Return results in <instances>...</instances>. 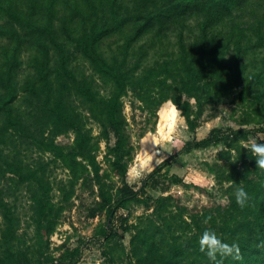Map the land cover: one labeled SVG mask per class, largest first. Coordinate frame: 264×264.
<instances>
[{
	"label": "trees",
	"instance_id": "1",
	"mask_svg": "<svg viewBox=\"0 0 264 264\" xmlns=\"http://www.w3.org/2000/svg\"><path fill=\"white\" fill-rule=\"evenodd\" d=\"M248 1L0 0V40L5 39V43L0 47V118L6 119L7 130L12 128L22 136L25 131L30 132L29 127L12 111V102L18 92L16 71L22 63L21 53L27 51L28 62L38 76L39 86L28 84L26 89L37 93L39 88L43 89L55 79L57 84L54 88L56 92L58 90V96L52 101L48 96L44 98L46 104H53L51 109L45 112L53 118L54 123L65 122L75 132V147L70 153H63L52 141L36 137L34 143L54 153L74 179L87 171V166L77 161L76 157L86 159L97 181L98 195L101 198V204L98 209L92 210L91 216L105 209L108 217L107 224L99 231L104 245L109 246V253L103 250L108 262H114V258L110 256L111 252L124 254L125 258L129 256L123 246L115 241L120 235L113 230L112 221L119 208L125 207L132 200H140V193L145 187V184H142L138 190H134L126 181V156L131 146L128 145L124 132L125 120L120 111V97L127 89L132 90L142 101L149 99L152 93L166 97L174 90V85L168 84L167 78H172V71L178 69L179 65L182 71H187L186 74H189L193 67L189 80L194 84L205 74H213L221 68L230 70L226 72L231 79L230 83L238 86L237 83L242 80L239 72L235 74L239 68L238 56L234 58L236 60L229 58L227 50L230 45L241 42L243 34L250 30L256 40L252 46L264 49V0ZM245 9H249L248 13L255 17L252 22L229 18L235 11L241 14ZM195 11L202 15L199 22L200 33L196 41L186 45L183 33L179 32L175 43L177 49L168 50L167 27L174 21L181 22L187 13ZM225 19L229 21L225 23L226 34H222L226 40L225 46L222 47L215 27L225 22ZM140 41L142 43L139 44ZM71 45L75 47L74 51L70 50ZM151 48L158 49V58L144 67L143 63ZM82 60L87 61L104 85H110L108 97L96 99L92 96L93 79L90 74L82 71ZM245 79L247 85L240 88V94L248 93L249 89L255 86H264V56L263 65L259 70ZM186 91L191 92L188 94L195 93L194 85L188 83ZM71 93L84 98L91 104V112L99 110L104 119L102 135L107 143L108 153L112 156L110 166L122 182L120 195L115 200L102 189L99 166L94 157H85L89 141L87 135L73 123L66 104ZM254 94L261 100L262 93ZM174 102L182 109V114L188 117V129L193 131L196 124L195 118L190 115L189 104L179 103L177 97ZM262 110L264 112V108ZM3 127L1 124V128ZM250 132L247 129H238L220 135L218 129H213L204 139L186 141L179 151L165 159L153 172H159L179 154L207 148L220 142L231 146L233 141L246 137ZM256 132L264 133V128ZM111 137L113 143H110ZM250 158L249 163L243 162L238 176H232L236 184L245 187L251 196L245 207H240L234 197L231 199V211L238 212L244 221H237L233 229L229 228L226 221L223 223L227 239L222 238L230 243L237 241L242 258L233 260L227 257L223 264H264V169L256 166L253 156ZM5 166L6 170L17 173L22 182L33 181L38 185L40 192H35L32 198L36 234L42 242L53 230L54 217L58 214V209L50 202L48 187H44L42 173L37 170L23 173L16 162L7 160ZM65 190L63 187L62 191ZM163 201L164 199L160 198L156 203L162 206ZM14 208L11 204L2 202L0 195V264H32L28 255L17 246L19 222ZM208 216L210 215L205 213L204 220ZM178 217L179 214L168 213L163 215L160 224L140 218L147 224L130 240V257L135 258L136 264H209L205 253L200 252L198 243L200 234L207 227L193 221L198 234L183 239L179 233L183 232L184 222L178 220ZM208 222L213 229L214 220L211 218ZM120 228L123 232L128 231L126 226L120 225ZM81 248L82 246L78 245L66 250L56 259L39 252L34 264H76L81 257ZM116 263L117 260L114 264Z\"/></svg>",
	"mask_w": 264,
	"mask_h": 264
},
{
	"label": "rangeland",
	"instance_id": "2",
	"mask_svg": "<svg viewBox=\"0 0 264 264\" xmlns=\"http://www.w3.org/2000/svg\"><path fill=\"white\" fill-rule=\"evenodd\" d=\"M248 11L249 9H245L241 14H237L240 12L235 11L237 13L234 12L229 18L242 19L246 23L252 22L255 17ZM201 19V13L195 11L187 13L181 22L174 21L169 25L167 27V49H177L175 43L179 32L183 33L186 45L196 41L200 33L199 22ZM226 20L215 27L222 47L226 42L222 37V34H226L225 23L229 21ZM252 34L250 30L246 31L241 42L231 44L227 50V55L231 60H236L234 58L238 56L237 66L239 68L235 74L239 72L242 77L239 84L237 83L238 86L230 83L231 79L226 73L230 70H221V68L213 74H205L194 84L189 80L193 67H191L190 73L186 74L187 71H182L179 65L178 69L172 71L173 79L167 78V83L173 84L174 90L166 97L152 93L150 100L143 101V105L136 104L135 100L138 97L130 89H127L120 97V111L125 120L124 132L127 136V143L131 146L130 152L126 156V163L131 160L137 150L142 149L140 137L149 126L154 125L155 109L163 99L171 96L177 97L181 104L188 103L190 115L195 118L196 127L193 131L188 128L184 129L183 143L170 144L167 147L160 146V157L153 161L155 163L153 170L146 174L142 182H129L126 177L127 184L134 190H138L142 184H145V187L140 193V200H132L125 207L119 208L112 221L113 230L120 235V237H116L115 241L121 244L125 253L129 255L125 258L124 254L121 256L117 252H111L110 256L114 258V262L117 260L116 264H136L135 258L130 257V240L147 224L140 218H147L155 224H160L163 215L179 214L178 220L184 222L183 232L179 233L183 239L192 238L198 234V229L193 221L210 228L209 222H204L203 215L205 213L209 214L215 222L213 230L225 239H227V232L224 229V221L227 222L230 229L234 228L237 221H244L238 212H233L230 209L231 199L235 198L234 189L237 186L232 176H238L243 162L249 163L250 157H252L251 152L243 148L240 141L248 140L251 136L256 135L258 142H264V133L256 132L264 128V112L262 110L264 108V86H255V88L249 89L248 93L240 94V88L247 85L245 78L254 74L263 65L264 49L252 46V43L256 41ZM4 43L5 39L1 38L0 47ZM74 49L75 47L71 45L70 50L74 51ZM20 58L22 63L16 71L18 92L12 102V111L29 127L30 132L25 131V135L22 136L18 131L14 132L12 128L7 130L5 128L6 119L0 118V136L3 138L0 137V195L2 202L15 207L19 222L17 246L28 255L32 264L35 263L39 252H42L46 257L56 259L66 250L78 245L82 246V253L76 264H98V262L99 264H114V262H108V257L103 254V250L108 253L110 250L108 244L104 245L99 234L100 229L108 221L106 210H97L96 215L91 216L92 210L98 209L101 204V198L98 195L97 181H95L86 159L80 156L76 157L77 161L87 166V171L74 179L54 153L46 151L34 143V139L37 137L44 141H52L63 153H70L74 150V130L65 122L54 123L53 118L45 112L50 110L53 104L52 102L46 104L44 98L48 96L52 101L58 96V90L56 92L54 88L57 81L52 78L53 81L48 83L49 88L48 86H44L43 89L39 88L37 93L28 91L26 89L28 84L33 87L39 86L38 76L28 62L27 51L21 53ZM157 58L158 49L151 48L143 66L147 67ZM161 58L163 59L164 56L162 55ZM161 58H159L160 61ZM80 66L85 74L92 76L94 91L92 96L96 99L108 97L111 90L110 85H104L100 81L86 60L80 61ZM188 83L194 85L195 93L188 94L191 93L186 91ZM254 93H262L261 100ZM193 96L196 97V100L190 102V98ZM129 102L131 103L130 111L125 107ZM66 104L73 123L88 137L89 143L85 157H94L99 166L102 189L115 200L120 195L119 190L122 186L118 187V185H122V182L115 176L110 166L112 156L108 153V146L102 135L103 117L99 110L91 112V104L79 95L71 93ZM195 115L198 117H194ZM1 124L4 126L3 128H1ZM213 129H218L220 135L238 129H247L251 132L246 137L233 141L231 146L226 145L223 150L218 152L216 150L221 145H225L224 143L220 142L207 148L194 149L179 154L159 172H153L165 159L179 151L186 141L204 139ZM110 143H113L112 137ZM147 147L149 150H153L151 145H147ZM155 147L159 148L158 145ZM237 149L239 150L237 151ZM6 160L16 162L17 166L22 168L23 173H30L32 170L42 173L44 187H48L50 202L58 209V214L54 217V228L42 242L36 234V217L32 198L35 192H40L38 185L33 181L22 182L17 173L6 170ZM213 180L215 183H212ZM63 187L66 188L65 191H62ZM160 198L164 199L162 206L156 203V200ZM120 225L126 226L128 231L123 232ZM1 230L0 210V234Z\"/></svg>",
	"mask_w": 264,
	"mask_h": 264
},
{
	"label": "clouds",
	"instance_id": "3",
	"mask_svg": "<svg viewBox=\"0 0 264 264\" xmlns=\"http://www.w3.org/2000/svg\"><path fill=\"white\" fill-rule=\"evenodd\" d=\"M195 100V96L190 98V102H195ZM135 102L138 105H143L144 103L139 98H136ZM125 107L126 110L130 111L131 103H126ZM153 120L154 125L149 126L143 136L140 137L142 149L137 150L127 163L125 175L129 182H142L146 174L153 170L155 166L153 161L160 157V146L167 147L170 144H180L184 141V129L188 128V117L182 114V109L177 106L173 97L169 96L159 103L155 109ZM240 143L243 148L251 152L255 158L256 166L264 169V142H258L257 136L253 135L248 140H241ZM147 145H151L153 150H149ZM157 145L159 148L155 147ZM225 147L226 145H221L216 151L223 150ZM212 183H215V181L213 180ZM198 195L201 194L198 193ZM234 195L235 201L240 207H245L251 199L250 193L246 188L238 183L234 189ZM210 219L211 217L208 216L204 222L208 223ZM198 243L200 252L205 253L209 264H223L224 259L227 257H231L233 260L242 258L241 248L237 241L230 243L211 228L203 230L199 236Z\"/></svg>",
	"mask_w": 264,
	"mask_h": 264
}]
</instances>
